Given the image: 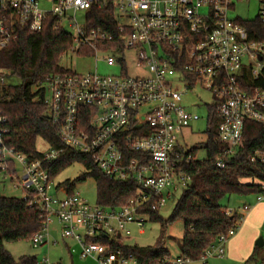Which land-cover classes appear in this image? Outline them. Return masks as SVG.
Listing matches in <instances>:
<instances>
[{
    "label": "built area",
    "instance_id": "1",
    "mask_svg": "<svg viewBox=\"0 0 264 264\" xmlns=\"http://www.w3.org/2000/svg\"><path fill=\"white\" fill-rule=\"evenodd\" d=\"M252 1L258 3L257 19L264 25V0H0V51L18 38L19 30L41 32L53 18L54 29L71 37L67 53L91 54L97 63L121 71L104 76L69 70L52 76L44 85L45 103L64 148L90 156L107 177L135 181L144 189L116 209L91 204L78 192L69 195L47 169L64 149H47L40 158L29 159L8 147V117L0 99V176H9L13 187L25 190V199L41 211L43 230L31 240L35 249L50 244L49 226L57 222L61 237L80 246V259L138 264L120 248L111 250L97 240L122 244L133 225L144 233L149 217L142 211H160L191 186L184 166L192 157L179 136L201 117L183 105L187 89L204 85L212 92L221 118L219 141L225 145L216 158L219 169L241 149L247 121L264 125V41L253 39L241 18L231 17L238 3ZM93 9L111 11L106 27L90 25ZM128 52L149 76H127ZM9 76L0 69V92ZM180 83L184 91L176 85ZM249 161L264 164V152H253ZM255 201L264 202V192ZM250 210V204L224 210L238 215L237 225L220 235L201 261L225 256L227 243ZM37 264L52 263L44 258Z\"/></svg>",
    "mask_w": 264,
    "mask_h": 264
},
{
    "label": "trees",
    "instance_id": "2",
    "mask_svg": "<svg viewBox=\"0 0 264 264\" xmlns=\"http://www.w3.org/2000/svg\"><path fill=\"white\" fill-rule=\"evenodd\" d=\"M90 15L92 27H106L104 20L112 17L111 11L100 9L91 10ZM54 22L53 18L48 19L38 33L19 30L18 38L0 51V69L9 71L10 76L20 80L19 85L7 84L0 92L1 109L8 117L6 144L29 159L41 157L43 151L38 149L39 141L46 146L45 150L64 149L59 158L47 166L50 178L55 181L74 164L83 165L85 172L75 180L59 184V188H65L72 195L78 184L94 179L99 206L109 209L124 207L143 193V187L135 181L113 180L97 167L90 156L64 148L57 127L50 121L44 85L52 76L70 72L61 66V60L72 45L69 33L55 30ZM239 22L253 39L264 41V25L257 18L240 19ZM207 112V140L202 146L206 158L198 159L199 148H193L188 154L192 162L184 166L185 173L192 177L191 186L181 194L169 219H163L159 211L150 208L142 211L150 221L161 226L156 244L149 247L125 246L111 244L103 237L98 242L108 245L111 250L120 248L125 255L134 257L138 264H168L171 254L165 245L166 232L171 224L180 220L184 226L180 257L193 262L199 261L217 243L220 235H226L236 227L238 215L225 214L227 207L222 205V200L231 195L256 197L264 192V164L249 161L253 152H264V125L247 121L241 149L226 161L224 169H219L216 158L225 148L219 141L221 118L215 105L207 106ZM41 215L40 209L31 206L29 199L0 194V264H37L34 256H24L16 261L5 244L31 241L43 230Z\"/></svg>",
    "mask_w": 264,
    "mask_h": 264
},
{
    "label": "rangeland",
    "instance_id": "3",
    "mask_svg": "<svg viewBox=\"0 0 264 264\" xmlns=\"http://www.w3.org/2000/svg\"><path fill=\"white\" fill-rule=\"evenodd\" d=\"M258 15V3L255 1L249 3H238L236 10L231 11L232 18H241L244 20H253L257 18ZM128 60V77H147L149 76L148 71L144 69H139L136 66V59L133 52H128L126 54ZM61 66L77 74L86 75L89 73H95L96 71L104 76L109 75H121V71L117 68H111L105 63L96 62L95 58L88 54L86 56H79L73 53H67L62 57ZM8 85H19L20 80L17 77L9 76L7 80ZM179 85L178 88L184 91L185 87L183 83L176 84ZM214 104V98L212 92L207 89L204 85H197L193 89H187L184 91L183 105L186 109L191 112L198 114L201 119L192 124V126L186 129L180 136L179 142L186 150H191L193 148H199V153L197 158L204 160L206 158V152L202 148L207 140V106ZM38 149L44 151L46 146L43 142L39 141ZM85 172V168L81 164H74L63 173H61L56 179L55 184L59 185L67 180H75L80 175ZM21 177V174L18 175ZM9 176L3 179L0 176V194L5 197H17L25 198L26 191L22 188H14ZM78 192L84 199H86L91 204H97V186L94 179H88L84 183L78 184L76 188ZM56 196H63L62 194H57ZM181 193L175 195V197L169 200L166 205L161 208L159 215L167 220L171 216ZM243 196L231 195L225 197L222 200V205L227 208H231L238 203V200L242 199ZM245 198V197H244ZM253 199H248V201L253 202L251 204L257 203L252 201ZM130 235H124V240L122 244L125 246H139V247H149L154 246L161 235V226L159 223L153 221H148L143 227L144 233H140L139 228L135 225L130 226ZM49 231L51 234L50 245L46 244L43 247L35 249L32 242L29 240H23L16 243H6V250L12 255V257L19 261L20 258L24 256H34L38 261H42L44 258H49L52 264H96L93 260H82L77 254L71 257L69 252V247L66 245L68 240H64L61 237L60 227L57 222H54L49 226ZM184 226L180 220H176L167 230V238L165 245L168 248L171 256L176 258L180 255V240L183 236ZM68 245H70L68 243ZM79 250L78 248H76ZM187 264H205L203 261H191Z\"/></svg>",
    "mask_w": 264,
    "mask_h": 264
},
{
    "label": "crops",
    "instance_id": "4",
    "mask_svg": "<svg viewBox=\"0 0 264 264\" xmlns=\"http://www.w3.org/2000/svg\"><path fill=\"white\" fill-rule=\"evenodd\" d=\"M250 198L255 202V196L242 197L231 207L238 208L250 204L251 210L246 213L235 237L227 243L225 256L209 259L205 264H264V202L251 204L253 202L248 201ZM130 234L131 232L126 235ZM67 240L70 245L68 243L66 245L69 247L71 257L75 254L79 256L80 246L74 240ZM180 256L181 253L178 257Z\"/></svg>",
    "mask_w": 264,
    "mask_h": 264
}]
</instances>
